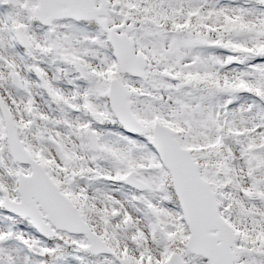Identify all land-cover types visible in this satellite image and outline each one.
I'll return each instance as SVG.
<instances>
[{
  "label": "snow or ice",
  "instance_id": "snow-or-ice-1",
  "mask_svg": "<svg viewBox=\"0 0 264 264\" xmlns=\"http://www.w3.org/2000/svg\"><path fill=\"white\" fill-rule=\"evenodd\" d=\"M0 264H264V0H0Z\"/></svg>",
  "mask_w": 264,
  "mask_h": 264
}]
</instances>
